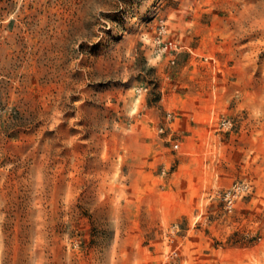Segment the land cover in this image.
<instances>
[{"label":"rangeland","instance_id":"rangeland-1","mask_svg":"<svg viewBox=\"0 0 264 264\" xmlns=\"http://www.w3.org/2000/svg\"><path fill=\"white\" fill-rule=\"evenodd\" d=\"M174 260L264 264V0H0V264Z\"/></svg>","mask_w":264,"mask_h":264},{"label":"built area","instance_id":"built-area-1","mask_svg":"<svg viewBox=\"0 0 264 264\" xmlns=\"http://www.w3.org/2000/svg\"><path fill=\"white\" fill-rule=\"evenodd\" d=\"M172 47H175V48H176V43H174V42L171 41V40H169V41H165V42H164V47H163V49H161V50H166V49H168V48H172ZM172 61H174V60L172 59ZM174 145H175V147H177V146L179 145V143L176 142V143H174ZM231 203H232V199L230 198L229 193H228V206H230ZM172 264H179V262H177V261L174 260V261L172 262Z\"/></svg>","mask_w":264,"mask_h":264}]
</instances>
